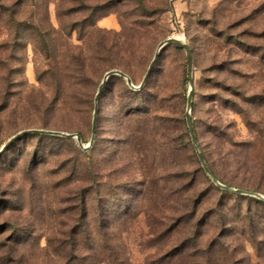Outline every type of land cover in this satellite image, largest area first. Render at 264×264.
I'll return each mask as SVG.
<instances>
[{
	"label": "rangeland",
	"instance_id": "1",
	"mask_svg": "<svg viewBox=\"0 0 264 264\" xmlns=\"http://www.w3.org/2000/svg\"><path fill=\"white\" fill-rule=\"evenodd\" d=\"M172 34L192 48L207 163L264 194V0H0V147L26 128L88 144L104 74L139 85ZM189 74L167 44L140 89L107 79L87 149L42 133L10 144L0 264H264V200L204 170Z\"/></svg>",
	"mask_w": 264,
	"mask_h": 264
},
{
	"label": "water",
	"instance_id": "2",
	"mask_svg": "<svg viewBox=\"0 0 264 264\" xmlns=\"http://www.w3.org/2000/svg\"><path fill=\"white\" fill-rule=\"evenodd\" d=\"M174 44L178 47H182L185 49L186 53H187V59H188V65H189V81H190V89L188 92V101H187V114H186V118H187V123H188V127H189V131H190V135L192 138V141L196 147L199 159L202 163V166L204 168V170L206 171V173L211 177V179L220 187L230 190V191H235L238 193H242V194H249V195H253L256 196L262 200H264V194L259 192V191H255V190H251V189H245V188H240V187H234V186H230L227 185L223 182H221L217 176L213 173L212 169L210 168L209 164L206 161V158L201 150L200 144L198 142V139L196 137L195 131H194V126H193V119L191 116V107H192V96H193V79H192V67H193V53H192V48L189 45V43H187L184 39H179L177 37H175L173 34L169 35L167 37H165L163 40L160 41L159 45L157 46V49L155 51V55L153 57V60L151 61V63L149 64V67L141 81V83L139 85H136L133 83L131 77L122 69L119 68H114V69H110L108 70L104 76L103 79L101 80L98 89L96 91L95 94V103H94V111H93V116H92V133H91V139L90 142L88 144H84L82 141L81 136L76 133V132H66V131H62V130H55V129H45V128H26V129H22L20 131H18L17 133H15L14 135H12L1 147H0V155L3 153V151L17 138L21 137L24 134H28V133H43V134H54V135H62V136H66V137H72L75 138L77 140V142L79 143V145L84 148L87 149L88 147L91 146L92 142L94 141L95 138V134H96V118H97V111H98V99L99 96L101 94V91L103 89V86L105 84V82L107 81V79L109 78L110 75L112 74H116V75H120L122 77H124L127 81V84L133 88V89H140L143 84L145 83L146 79L148 78L151 69L153 67V64L157 58V56L159 55L161 49L163 47H165L167 44Z\"/></svg>",
	"mask_w": 264,
	"mask_h": 264
},
{
	"label": "trees",
	"instance_id": "3",
	"mask_svg": "<svg viewBox=\"0 0 264 264\" xmlns=\"http://www.w3.org/2000/svg\"><path fill=\"white\" fill-rule=\"evenodd\" d=\"M178 47V46H177ZM111 76V75H110ZM109 76V77H110ZM149 76H150V74H149ZM148 76V77H149ZM148 79V78H147ZM146 79V80H147ZM104 86H105V84H104ZM104 86H103V89H104ZM103 89H102V91H103ZM102 91H101V94H102ZM131 92H133V90H130ZM101 94H100V96H101ZM100 96H99V98H100ZM29 134V133H28ZM43 134V133H42ZM96 135V134H95ZM221 146V145H220ZM9 147H10V145L3 151V153L0 155V157L4 154V152L6 151V150H8L9 149ZM222 150V149H221ZM226 150H228V149H226ZM228 153H230V151L228 152H226V154L225 155H228ZM210 166V165H209ZM210 168L212 169V171H213V173L217 176V174H216V172L214 171V169L210 166ZM217 178H218V176H217Z\"/></svg>",
	"mask_w": 264,
	"mask_h": 264
},
{
	"label": "bare ground",
	"instance_id": "4",
	"mask_svg": "<svg viewBox=\"0 0 264 264\" xmlns=\"http://www.w3.org/2000/svg\"><path fill=\"white\" fill-rule=\"evenodd\" d=\"M175 37H177V38H179V39H184L183 37H182V35L181 34H173Z\"/></svg>",
	"mask_w": 264,
	"mask_h": 264
}]
</instances>
